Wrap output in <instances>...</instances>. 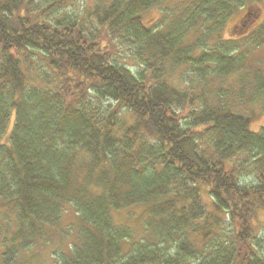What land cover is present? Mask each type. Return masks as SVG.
I'll list each match as a JSON object with an SVG mask.
<instances>
[{
  "label": "trees",
  "instance_id": "16d2710c",
  "mask_svg": "<svg viewBox=\"0 0 264 264\" xmlns=\"http://www.w3.org/2000/svg\"><path fill=\"white\" fill-rule=\"evenodd\" d=\"M76 1L0 0V264H264V0Z\"/></svg>",
  "mask_w": 264,
  "mask_h": 264
},
{
  "label": "rangeland",
  "instance_id": "374dc122",
  "mask_svg": "<svg viewBox=\"0 0 264 264\" xmlns=\"http://www.w3.org/2000/svg\"><path fill=\"white\" fill-rule=\"evenodd\" d=\"M176 0H170L169 2L166 3V5L169 7H172L173 2H175ZM84 1L83 0H77L75 2V5L71 8V9H75V10H82ZM243 13V12H242ZM242 16V14L240 13L236 19L231 20V22H229L227 29L225 31V37L229 38L231 37V30L233 29V26L236 24V20H238L240 17ZM143 17V21L144 23L149 26V27H155L158 24H161L162 18H163V13L158 9V8H153L151 10H148L147 12L142 14ZM161 26V25H160ZM232 79L229 78L227 85L229 86V84H231ZM177 84V82L175 83ZM255 113L258 115L259 114V110L257 107H255L254 109ZM260 116H257V118L255 119V123H257L258 121L260 122L261 119L259 118ZM14 124V112H12L10 121H9V127L7 130V133H10L12 130ZM70 211L69 213H65L63 216V228H65L66 226L69 225V223H72L75 220V212L72 209V207L68 208ZM140 210L138 209H131L129 212L127 211H123L121 213H117L115 215V219L117 222L119 223H125V224H129L131 226H133L134 228H138L141 229L142 228V223L143 220L139 219V214H140ZM260 219L261 221L264 220V214H260ZM76 231H73V236L74 238L72 240H75V236H76ZM263 232V231H262ZM260 233V237L263 238L264 237V233ZM60 232H57V240L52 244L51 242V246H59L61 247L60 249H62L65 252H68V248L67 245L70 241L72 240H66L65 238H63L61 235H59ZM68 233L65 232L63 236H67ZM61 239H64V241H62ZM71 239V238H70ZM73 242V241H72ZM17 262L20 264H56L57 262V258L55 255L52 256L51 254V249H49L48 247H36L34 248L31 252H27V253H21L19 254V256L17 257Z\"/></svg>",
  "mask_w": 264,
  "mask_h": 264
},
{
  "label": "water",
  "instance_id": "95a60500",
  "mask_svg": "<svg viewBox=\"0 0 264 264\" xmlns=\"http://www.w3.org/2000/svg\"><path fill=\"white\" fill-rule=\"evenodd\" d=\"M248 14H249V12H248ZM248 14H247V15H248ZM249 15H250V14H249ZM249 19H250V18H249ZM246 24H247V21H244V22H243V27H245Z\"/></svg>",
  "mask_w": 264,
  "mask_h": 264
}]
</instances>
